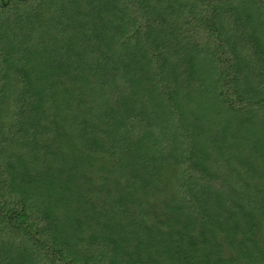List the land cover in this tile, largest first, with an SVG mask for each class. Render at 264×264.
<instances>
[{"label": "trees", "instance_id": "obj_1", "mask_svg": "<svg viewBox=\"0 0 264 264\" xmlns=\"http://www.w3.org/2000/svg\"><path fill=\"white\" fill-rule=\"evenodd\" d=\"M0 264H264V0H0Z\"/></svg>", "mask_w": 264, "mask_h": 264}]
</instances>
